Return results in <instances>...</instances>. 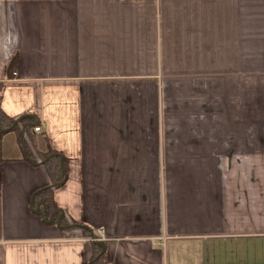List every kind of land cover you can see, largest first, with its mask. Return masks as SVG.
Wrapping results in <instances>:
<instances>
[{
  "label": "crops",
  "instance_id": "crops-1",
  "mask_svg": "<svg viewBox=\"0 0 264 264\" xmlns=\"http://www.w3.org/2000/svg\"><path fill=\"white\" fill-rule=\"evenodd\" d=\"M0 95V264H264V0H0Z\"/></svg>",
  "mask_w": 264,
  "mask_h": 264
},
{
  "label": "trees",
  "instance_id": "trees-1",
  "mask_svg": "<svg viewBox=\"0 0 264 264\" xmlns=\"http://www.w3.org/2000/svg\"><path fill=\"white\" fill-rule=\"evenodd\" d=\"M17 63V56L14 55L10 58L8 65L6 66L5 72L6 75L11 76L15 70ZM1 97V95H0ZM29 124L26 123L25 128L28 129ZM18 127V122H16L15 117H10L6 115L0 107V141L2 133L6 130L16 129ZM22 144H24L26 153L29 155V149L25 140L22 139ZM40 160L42 165L46 169V173L49 181L42 187L34 190L32 197V206L37 207V213L44 217L46 216V221L49 223H56L58 225L64 226L69 224L68 220L63 217V214L60 215V211L57 210V206L54 201V190L62 186L65 182L66 171V162L63 158L60 160L59 156L52 153V151H46L41 153ZM92 264H105L104 261V251L102 247L99 248L92 259Z\"/></svg>",
  "mask_w": 264,
  "mask_h": 264
},
{
  "label": "built area",
  "instance_id": "built-area-1",
  "mask_svg": "<svg viewBox=\"0 0 264 264\" xmlns=\"http://www.w3.org/2000/svg\"><path fill=\"white\" fill-rule=\"evenodd\" d=\"M34 129H35V131H38V130H40V127L36 126V127H34Z\"/></svg>",
  "mask_w": 264,
  "mask_h": 264
}]
</instances>
